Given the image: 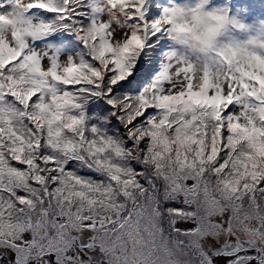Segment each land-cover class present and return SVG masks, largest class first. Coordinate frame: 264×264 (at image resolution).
<instances>
[{
    "label": "snow or ice",
    "instance_id": "snow-or-ice-1",
    "mask_svg": "<svg viewBox=\"0 0 264 264\" xmlns=\"http://www.w3.org/2000/svg\"><path fill=\"white\" fill-rule=\"evenodd\" d=\"M0 264H264V0H0Z\"/></svg>",
    "mask_w": 264,
    "mask_h": 264
},
{
    "label": "rangeland",
    "instance_id": "rangeland-1",
    "mask_svg": "<svg viewBox=\"0 0 264 264\" xmlns=\"http://www.w3.org/2000/svg\"><path fill=\"white\" fill-rule=\"evenodd\" d=\"M163 2H166V0H163Z\"/></svg>",
    "mask_w": 264,
    "mask_h": 264
}]
</instances>
